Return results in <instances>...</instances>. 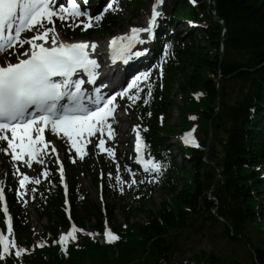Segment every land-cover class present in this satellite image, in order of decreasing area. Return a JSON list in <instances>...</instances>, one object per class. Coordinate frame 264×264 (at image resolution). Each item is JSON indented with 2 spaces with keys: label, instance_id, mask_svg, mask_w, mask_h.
Segmentation results:
<instances>
[{
  "label": "trees",
  "instance_id": "1",
  "mask_svg": "<svg viewBox=\"0 0 264 264\" xmlns=\"http://www.w3.org/2000/svg\"><path fill=\"white\" fill-rule=\"evenodd\" d=\"M195 1L191 6L187 0H173L168 21L191 22L195 35L189 42L172 45L166 79L153 84L151 98L145 97L135 108L147 128V152L154 154L163 146L158 133H173L167 130L165 116L173 104L174 83L181 99L177 108L182 129L195 127L203 136L200 149L186 150L182 163L162 174L168 202L156 205L149 196L133 199L123 210L131 224L112 226L120 237L114 245L77 235L63 252L56 236L68 221L61 189L52 176L41 187L36 209L38 217L47 219L46 233L26 244L20 241L27 254L1 264H155L170 256H184L192 264H264V220L259 215L264 189L259 177L264 166V0H211L209 6L204 0ZM187 114L195 121H187ZM209 122L211 139L204 154ZM79 196L71 184L72 220L82 229L92 223L101 235V209ZM214 202L222 221L210 214ZM107 211L108 223L115 222ZM138 215H145V225L133 222ZM248 225L261 235L262 249L248 239ZM24 231L16 221V234ZM218 231L225 241L222 246H217ZM38 243L43 246L37 247Z\"/></svg>",
  "mask_w": 264,
  "mask_h": 264
},
{
  "label": "snow or ice",
  "instance_id": "2",
  "mask_svg": "<svg viewBox=\"0 0 264 264\" xmlns=\"http://www.w3.org/2000/svg\"><path fill=\"white\" fill-rule=\"evenodd\" d=\"M66 3L67 7L65 0H0V52L13 47L30 46L18 54L17 62L0 64V142H7V147L0 148V151L9 154L10 150L13 161H23L28 167L32 166L33 161L38 160L41 164L44 162L39 157L43 149L47 148L44 133L49 127L54 133L62 132L67 136L75 151L80 154L84 153L82 138L85 135L93 136L97 132L103 134L107 127L109 136H112L108 118L115 111L117 97H106L102 94L101 87H94L91 93L84 87L86 83L95 85L98 78L97 70L100 65L91 55L97 45L94 42L63 41L55 28L54 18L60 21L71 19L73 27L83 24L88 29L93 26V21L99 23L114 5L105 0L103 9L92 14L86 7L82 8L79 0H66ZM83 3L87 5V0H83ZM162 3L163 0H155L147 27H133L130 34L111 40V59L114 63L117 60L128 63L133 57L142 55V51H135L136 45L145 43L141 33L151 36L158 18L163 15L158 10ZM78 17L86 19L76 23ZM26 31H33L35 35L22 39L21 34ZM149 77L150 73L147 71L136 75L117 96H127L130 100L139 99V84L148 81ZM133 89H136V94L130 95ZM144 103L147 104L148 101L145 100ZM185 143L199 146L188 136L185 137ZM98 147L101 151H107L110 156L115 155L112 149H105L104 139L99 140ZM143 147L142 139L137 133V162L145 172L159 174L161 165L155 160H146ZM52 151H56L55 147ZM16 172L22 176L19 180L21 188L29 182L40 183L39 179L30 181V177L20 172L19 168ZM60 172L63 179V167ZM44 175H48L47 171ZM116 180L120 182V177L117 176ZM4 200L5 190L0 187V201ZM3 212L8 236L0 233V246L3 249L0 258L8 254L10 249H16L15 255L20 256L25 250L19 248L14 239H9L13 235V218L8 215L7 204L4 205ZM77 231L73 225L70 231L59 237L62 249L66 250L68 241L76 240ZM104 236L108 243L120 239L110 230H106Z\"/></svg>",
  "mask_w": 264,
  "mask_h": 264
},
{
  "label": "rangeland",
  "instance_id": "3",
  "mask_svg": "<svg viewBox=\"0 0 264 264\" xmlns=\"http://www.w3.org/2000/svg\"><path fill=\"white\" fill-rule=\"evenodd\" d=\"M141 3L145 5V10L140 11L137 10L132 4H126L122 6V4L125 2V0H119V5L112 9L111 12H116L114 14H119L120 19L112 22V28L105 36L101 37H92L90 40L93 42H98L99 45H103L105 41L111 39L109 37H117L121 35L123 30L121 27L126 25V23L129 26H133L135 24H141L140 20L148 21V17L150 16V11H151V6L152 0H139ZM166 5L165 9L167 10L172 6V0H165ZM178 31L181 32L182 34H185V29L184 26H181L180 24L178 25ZM58 33L60 34V37H64V29L60 27L58 29ZM184 39H187L186 37ZM76 40V39H73ZM15 58H10V62L14 61ZM156 76V75H155ZM153 77V76H152ZM140 85V84H139ZM136 94V93H135ZM173 98L175 101L180 104V100L178 97H176V92L175 89L172 92ZM124 114L121 115L123 116L124 120H120L119 116V121H120V127L124 128V133L118 137V144L116 146V152H119V154H115L114 156H110L108 152L106 153L105 156H100L99 153H101V150H92L91 154L89 157L82 163L75 162V165H72V162L69 161V158L67 157L65 160V164L67 165V169L64 171L65 179L70 181V178H73L76 176L77 182L79 183L80 189L82 190L83 193L87 194L88 200L90 202H93L99 207H103L104 205L106 206H112L115 210L114 213V219L115 222H118L120 224L126 225V222L124 220L123 214L121 211H119V205L124 201L125 203H128L129 200V193L130 189L132 187V181L133 175L132 173L130 174L128 171V165L132 163V160L135 159V156L132 157V153L134 152V142L133 138L135 137V129L136 127V119L132 116V111H130V108L128 105L123 106ZM192 120V119H191ZM132 121L134 123H132ZM178 123V116L176 110L171 111L170 114V121H169V126L176 127L177 135L175 137L179 138L180 133L178 132L180 130V127L177 125ZM174 138L171 139L172 144H179L178 141H175ZM193 138V137H192ZM194 139V138H193ZM198 141L201 140V138H198ZM196 139V140H197ZM200 139V140H199ZM3 146V144H2ZM7 145L3 146L2 148H6ZM4 152H0V164L2 165L1 169V177L2 180H4L9 172L12 174L17 175V179L20 180L22 179V176H20L16 171L13 170L11 165L9 164L8 157H4ZM174 153V152H173ZM177 155V152H176ZM60 153L59 151L56 152L55 154V159L57 162H60ZM110 158V159H109ZM45 158H43V161ZM178 160V158H177ZM44 163V162H43ZM42 166L38 163H36V166L32 168L31 170H26L24 174L28 175L30 177V181L34 179H38L40 175L43 174ZM93 168H97V171H101L102 173L107 175V179L105 180L106 186L110 189L109 192L104 194L101 192L100 189L97 187H93L91 185V172L90 170ZM131 172V171H130ZM144 173H148L143 171ZM151 174H142L141 176L138 177L140 178L141 182H143L144 185L150 184L152 185L155 189L153 190V202L154 204L161 203L162 200H164L163 195L161 194V191L157 187V181L154 177L150 176ZM120 177V182H117L116 177ZM103 181V180H102ZM30 183H27L24 188L19 189L20 195L22 199H20L21 204L24 206V208L27 210L29 213L28 216V221H27V230L29 235L32 234H41L43 231V228L47 225L45 220H39L31 211V206H32V197H31V189H30ZM115 192V193H114ZM116 195V198L114 199L113 196ZM261 204L264 206V201L261 202ZM261 214L263 212H260ZM136 221L140 224L146 223V217L145 215H138ZM70 231V230H69ZM87 231L90 232L92 235L94 232L91 230L89 225H87ZM68 231H63L61 230L59 232V237L62 234H66ZM8 232L6 231V236ZM248 234L249 238L254 244L255 247H260L261 246V237L258 233L252 230V227L249 225L248 227ZM95 236V234L93 235ZM73 240L68 241L67 244H70ZM179 262V261H177ZM176 262V263H177ZM175 263V264H176ZM178 264H186L184 261L178 263Z\"/></svg>",
  "mask_w": 264,
  "mask_h": 264
},
{
  "label": "bare ground",
  "instance_id": "4",
  "mask_svg": "<svg viewBox=\"0 0 264 264\" xmlns=\"http://www.w3.org/2000/svg\"><path fill=\"white\" fill-rule=\"evenodd\" d=\"M120 27H121V25H120ZM121 28L123 30H127L129 28V25L126 23V25H124ZM153 31L156 32L157 31V27H155L153 29ZM148 37H149V35L147 33H144L143 35H141V38L144 39V40H147ZM150 37L153 38L154 37V34H151ZM143 48L146 49V50H151V45L148 44V43L137 44L136 45V48H135V51H143L144 50ZM94 52L100 58H103L104 57V58L109 59L107 61H110V59H111L110 45L108 46V49H106L105 47H102L101 45H99V46L97 45V48L95 49ZM145 60H146L145 57L143 55H141V56L137 57L134 61H135V63H143ZM122 62L123 61H119L118 60L119 65L115 64V66L116 65L119 66V69L121 71H124V69H125V66L124 65L128 66V65H130V62L125 63V64H123ZM119 69H117V67L114 68L113 66H110V65L104 63L101 67H99L98 71L99 72L101 71V72H104V73H111L113 76H115L116 74L118 75L120 73V70ZM106 76L105 77H102V79L100 80L102 82V85H106L108 83V81L106 79ZM19 166L22 167L24 169V171L27 170V168H26L27 166L26 167H25V165L24 166L19 165Z\"/></svg>",
  "mask_w": 264,
  "mask_h": 264
}]
</instances>
